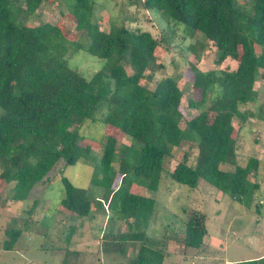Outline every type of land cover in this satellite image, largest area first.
Segmentation results:
<instances>
[{
    "label": "trees",
    "instance_id": "trees-1",
    "mask_svg": "<svg viewBox=\"0 0 264 264\" xmlns=\"http://www.w3.org/2000/svg\"><path fill=\"white\" fill-rule=\"evenodd\" d=\"M43 1L50 0H0V199L10 186L9 199L24 200L59 160L74 164L90 154V144L81 145L82 137L72 129L74 123L89 119L100 120L109 131L99 160L92 155L91 181L102 188L99 203L112 206L113 219L124 220L128 227L112 234L106 247L141 242L131 264H148L149 254L159 255V264L162 259L146 246V234L139 230L151 220L156 201L135 191L134 185L158 191L170 180L193 190L204 179L232 199L251 205L260 184L249 176L260 161L252 156L244 165L236 163L239 129L233 118L245 121L253 115L240 106L259 98L254 86L258 77L264 78V0H131L181 24L195 40L188 45L194 57L187 69L196 95L188 97L187 105L197 113L185 120V127L181 126L184 94L177 79L162 76L153 88L143 84L164 68L157 54L160 40L150 31L119 25L104 31L92 20L95 0H65L69 11L62 16L78 33L71 39L60 24L28 21ZM208 41L215 47L216 65L232 58L236 68L201 70L197 64ZM72 49H85L105 63L86 78L69 65ZM259 111L264 117V93ZM119 135L129 137L130 143L117 146ZM188 135L197 146L195 163L188 164L184 152L167 171L166 158ZM222 163L232 168L223 169ZM61 180L65 193L59 211L87 216L93 204L87 191L64 176ZM204 221L203 214L191 211L185 245L202 244L207 233ZM23 228L24 224L5 230L4 249L13 248Z\"/></svg>",
    "mask_w": 264,
    "mask_h": 264
},
{
    "label": "rangeland",
    "instance_id": "rangeland-1",
    "mask_svg": "<svg viewBox=\"0 0 264 264\" xmlns=\"http://www.w3.org/2000/svg\"><path fill=\"white\" fill-rule=\"evenodd\" d=\"M95 2L92 20L102 30L109 31L113 25L126 26L129 29L148 30L160 40L157 54L164 63V68L158 71L153 80H143V84L153 88L156 80L162 76H173L177 79L184 94L181 103V126L185 127V120L197 113L187 105L188 97L196 95L189 81L191 74L187 69L194 57L188 45L195 40L186 35L181 24L167 20L155 10L138 7L131 0ZM68 11L65 0L43 1L28 21L31 24H60L65 34L75 39L78 36L77 31L62 16V13ZM195 43L198 48V42ZM205 43L197 64L201 70L236 68L237 61L232 58L216 65L215 47L210 41ZM68 61L72 68L86 78L91 77L105 63L104 59L91 55L85 49L70 50ZM126 68L131 73L130 67ZM254 87L259 98L240 106L241 110L251 111L253 115L248 116L245 121L233 118L234 127L239 129L236 163L244 165L252 156L260 161L257 171L249 176L251 181L260 184L250 206L232 199L204 179H200L198 187L193 190L187 185L170 180L163 182V188L160 186L158 191L147 189L143 184L133 186L135 191L144 192L156 201L151 220L147 226L142 224L139 230L146 234L144 241L147 247L163 253L160 264H235L238 261L239 264H251L249 261L264 256V117L262 111H259L264 93V78L258 77ZM72 129H76L82 137L81 145L90 144V154L84 155L74 164H65L64 159L59 160L45 181L36 183L24 200H10V186L3 190L0 199V264H131L132 257L128 254L137 248L138 243L126 242L122 248L106 247L112 242V234L126 231L128 227L124 220L113 219L115 209L112 206L109 208L106 203H99L102 188L93 185L91 181L94 163L92 155L99 160L106 133L109 131L100 120L93 122L89 119L74 123ZM190 135L180 146L174 147L166 158L164 167L167 171L172 170L182 159L184 152H187L188 164L195 163L197 146ZM129 143V137L119 135L117 146ZM222 168L231 169L232 165L222 163ZM62 176L87 191L93 202L87 216H69L59 211V202L65 193ZM1 188L0 183V190ZM35 200L38 202L33 207ZM193 210L204 215L206 229L210 235L221 239V247H203L195 255V249L182 245L180 250V244L175 243L177 250L172 252L167 240L171 237L174 242L182 240L185 223ZM23 224L24 228L13 248L4 249L3 242L8 238L5 230L12 226L22 227ZM148 256V264H159V255ZM262 263L264 264V260Z\"/></svg>",
    "mask_w": 264,
    "mask_h": 264
},
{
    "label": "crops",
    "instance_id": "crops-1",
    "mask_svg": "<svg viewBox=\"0 0 264 264\" xmlns=\"http://www.w3.org/2000/svg\"><path fill=\"white\" fill-rule=\"evenodd\" d=\"M198 187V186H197ZM142 194H144V192L142 193ZM145 196H146V194H144ZM148 197H150V196H148ZM62 213V212H61ZM62 214H64V213H62ZM67 215H69L70 216V214H67ZM123 232H125V231H120L119 233H123ZM170 236H171V234H169ZM155 238H156V236H154ZM173 237H171L170 239H168L166 242L168 243V244H170L169 245V250L171 249V251L172 252H175L176 250H177V248H176V246H174V244L175 243H178V244H180V247H179V249L181 250L182 248H183V246H185L186 248H192V249H195L196 251H194V254L196 255V254H198L200 251V248H203V247H207V248H215V247H221V239H219V238H217L216 236H213V235H210L209 234V232H208V230H207V233L204 235V237H203V242H202V244L199 246V247H191V246H187V245H185L184 244V242H183V239H184V236H183V238H182V240L181 241H177V242H174V240L172 239ZM129 242H137L138 244H137V248H135V250H132V253H129L128 255H130L132 258H131V261L132 260H134L135 258H136V256H137V254H138V251H139V248H140V246H141V242H139V241H128L127 243H129ZM157 242V241H156ZM166 243V244H167ZM126 244V243H125ZM183 245V246H182ZM124 246V245H123ZM182 246V247H181ZM150 248V247H149ZM184 249V250H187V249ZM151 249V248H150ZM154 250H157V249H154ZM202 251V250H201ZM170 252V251H169ZM184 252H186V251H184ZM161 255H162V259H161V263H162V261H163V253H161V252H159ZM193 255V254H192ZM264 260V256L263 257H260V258H257V259H255L254 261H252L251 262V264H263L262 263V261ZM243 261V260H242ZM238 262H240V261H238Z\"/></svg>",
    "mask_w": 264,
    "mask_h": 264
}]
</instances>
